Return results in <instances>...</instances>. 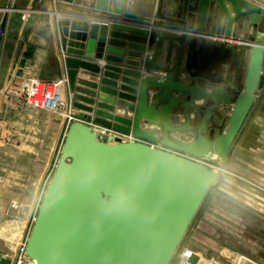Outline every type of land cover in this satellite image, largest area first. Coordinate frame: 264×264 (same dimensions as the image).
Masks as SVG:
<instances>
[{
	"label": "water",
	"instance_id": "water-1",
	"mask_svg": "<svg viewBox=\"0 0 264 264\" xmlns=\"http://www.w3.org/2000/svg\"><path fill=\"white\" fill-rule=\"evenodd\" d=\"M115 1L96 0L94 8L105 21L121 17L126 25H58L71 92L79 69L101 78L86 94L72 95L79 121L67 128L26 240L35 264H171L264 90L260 6L172 0L164 12L165 0H158V23L148 26L150 20L124 11L125 0L117 7ZM208 32L239 44L192 36ZM147 51L142 68L161 76L142 78L139 59ZM227 106L232 113L225 118ZM177 111L180 125L173 123ZM126 112L131 118L117 114ZM142 122L155 130H144ZM93 126L130 140L101 141ZM215 155L221 159L217 171L203 163ZM0 264L10 261L0 254Z\"/></svg>",
	"mask_w": 264,
	"mask_h": 264
},
{
	"label": "rangeland",
	"instance_id": "rangeland-1",
	"mask_svg": "<svg viewBox=\"0 0 264 264\" xmlns=\"http://www.w3.org/2000/svg\"><path fill=\"white\" fill-rule=\"evenodd\" d=\"M59 87L60 84L56 83L51 86L46 106L64 115L65 127L61 133L55 131L54 162L44 178L42 172L50 149L47 153V150L37 149L34 145H39L41 139L45 142L47 137L50 143V132L46 135L42 128L24 129L22 136L16 134V144L13 130L11 134H0L3 139L7 138H0V254L14 256L16 262L19 248L26 243L39 204L58 163L67 128L79 120L78 116L67 114L72 108L73 93L69 94L66 88L59 91ZM5 93H2L3 98ZM7 102L12 106L8 99ZM179 135V139L187 142V138L182 137L185 134ZM31 138L37 139V143ZM229 163L202 204L185 236L184 246L197 253L195 260L201 255L203 260L215 258L222 264H235L239 258L246 264H264V165L237 162L232 167L230 164L233 162ZM206 165L211 169L219 167L216 161H207ZM35 184L37 199L26 193L27 188L34 189ZM32 200L35 201L33 206ZM30 206L31 211L28 212ZM175 261L172 264H177Z\"/></svg>",
	"mask_w": 264,
	"mask_h": 264
},
{
	"label": "crops",
	"instance_id": "crops-1",
	"mask_svg": "<svg viewBox=\"0 0 264 264\" xmlns=\"http://www.w3.org/2000/svg\"><path fill=\"white\" fill-rule=\"evenodd\" d=\"M247 1L264 9V0ZM157 3L158 0H125L124 6L127 7H124V11L142 16L150 20L146 25H153L154 23H158L155 16ZM171 3L172 0H165L164 12L169 9ZM114 5L116 7L119 6V0L115 1ZM103 17L104 14L95 10L91 4V0H74L73 4L60 2L59 0H0V29L4 31V36H0V134H11L13 130L16 144V134L21 135L24 129L37 130L38 128H42L43 130L45 129L46 135L50 132V143L47 137L45 142L41 139L39 145H34L37 149L47 150V153L50 149L48 157L45 158V166L42 172L43 178L54 162L55 131L57 130L59 133L63 132L65 127L64 115L58 114L54 109L48 108L26 112L17 110L13 106H10L7 98L5 96L3 98L2 93L6 92L12 84L22 85L23 81L29 77H39L42 80L60 84L59 91H63V88H66L69 94H86L91 89L92 84L99 82L101 77L93 76L87 71L79 69L74 92H71L67 70L64 65L67 55L61 49L58 25L63 20L88 23L89 25L93 23H108L109 26L114 23L126 25L121 17L113 16L115 19H120L118 22L105 21L102 19ZM128 27L133 28L134 26L130 24ZM141 29H145V27H141ZM148 32H150L149 29ZM75 33L78 32L75 31ZM157 33L160 34L158 31ZM165 49L166 45H164L159 64L163 62ZM151 53L147 51L142 55V59H139L141 66L138 69L142 78L161 76L155 72L147 73L142 68L144 58H149ZM248 58L249 54L245 58L244 74L247 69ZM124 59H128V57L124 56ZM92 62L100 65L104 61L94 60ZM148 94L152 102L154 91H149ZM6 102L9 104L8 106ZM196 105H203V101L196 102ZM225 110V118H228L232 113V106H227ZM79 112L72 107L70 111H67V114L78 116ZM117 114L131 118L128 112ZM177 114L179 116L174 117V125L184 123L183 116L179 111H177ZM192 121H195L194 117H192ZM141 126L144 130H152V126L144 122H142ZM94 128L98 129L97 127ZM98 130L100 131V129ZM174 136L181 138L179 134ZM123 137L125 136H121V138ZM182 137L187 138V142L192 140L191 134H185ZM0 138L3 139L1 136ZM3 140H7V138ZM33 140L31 138V141ZM37 141V139L34 140L35 143ZM41 158H44V155H41ZM242 159L245 161H241ZM213 161H216L220 167V159ZM229 162L233 163L230 164ZM229 162L232 167H235L237 162L264 165V90L256 95L254 109L249 115L246 126L238 136L237 142L232 147ZM219 167L213 170L217 171ZM262 174L264 176V171ZM36 187L35 184L34 189L31 187L27 188V195L37 199L38 191ZM33 200L31 206L35 203ZM31 206L28 212L31 211Z\"/></svg>",
	"mask_w": 264,
	"mask_h": 264
},
{
	"label": "built area",
	"instance_id": "built-area-1",
	"mask_svg": "<svg viewBox=\"0 0 264 264\" xmlns=\"http://www.w3.org/2000/svg\"><path fill=\"white\" fill-rule=\"evenodd\" d=\"M95 1L96 0H91V4L93 6L95 5ZM0 36L1 37L4 36V31L2 29H0ZM192 36L197 39H204L208 42L217 43V44H227V45L237 44L235 43L236 41H234V39L225 37L224 35H215L211 33H198L196 35L192 34ZM52 85H54V83L51 81L42 80L39 77H31L24 80L22 85H16V84L10 85L5 93V96L12 104V106L16 109H20V110L47 109L46 104H47L48 94ZM98 129H100V131L99 130L97 131L98 138L101 141L106 142L109 137L116 136L117 134L111 130H106L103 128H98ZM207 161L209 160H205L203 161V163L206 165ZM184 241L185 238L180 244L179 248L177 249L172 259V262H174V260L176 259L177 264H222L215 258L211 260H203V258L199 254H198L199 259L195 260L197 258V253L192 248L188 246H184ZM19 249H20L19 252L20 254H19L18 262H16L15 264H32L34 261H32L26 255V243L22 244ZM235 264H246V262L242 258H239Z\"/></svg>",
	"mask_w": 264,
	"mask_h": 264
},
{
	"label": "bare ground",
	"instance_id": "bare-ground-1",
	"mask_svg": "<svg viewBox=\"0 0 264 264\" xmlns=\"http://www.w3.org/2000/svg\"><path fill=\"white\" fill-rule=\"evenodd\" d=\"M119 2H120V4H121V1L119 0ZM113 4H114V2H113ZM120 6V5H119ZM124 7H127V6H124ZM129 7V6H128ZM150 22V21H149ZM148 26H152V25H148ZM193 35H196V33L195 34H193ZM197 36H199V35H197ZM235 43H237V44H239V41H236ZM95 129V128H94ZM97 131H98V129H96ZM152 130H155L153 127H152ZM121 136L122 135H117L116 134V136H113L114 138H116V137H120L121 138ZM113 137H109V138H113ZM124 142H127V141H129L130 140V137H128V136H125V137H123V138H121ZM108 140V139H107ZM217 159H220L219 157H217L216 155L213 157V158H211V159H208L209 161H213V160H217ZM220 166H221V159H220ZM221 167H219V169H220ZM225 170V169H224ZM224 170H222V171H224ZM6 259H8L9 261H10V264H15L16 263V260H15V257L14 256H12V257H9V256H4ZM32 264H34V262L32 263Z\"/></svg>",
	"mask_w": 264,
	"mask_h": 264
}]
</instances>
